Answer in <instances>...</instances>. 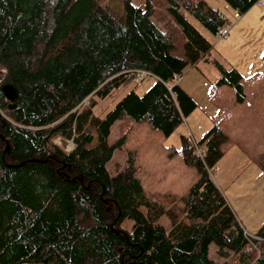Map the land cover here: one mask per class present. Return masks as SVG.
I'll use <instances>...</instances> for the list:
<instances>
[{
	"label": "trees",
	"instance_id": "16d2710c",
	"mask_svg": "<svg viewBox=\"0 0 264 264\" xmlns=\"http://www.w3.org/2000/svg\"><path fill=\"white\" fill-rule=\"evenodd\" d=\"M160 1L167 18L156 22V0H124L122 13L100 0H0V264H264V222L248 233L212 175L228 146L264 174V73L244 76L213 57L189 17L217 37L228 22L219 9ZM223 1L243 15L262 0ZM203 60L219 75L211 125L198 141L185 134L167 146L198 107L177 81ZM133 72L153 84L95 115V98ZM117 150L125 162L111 175Z\"/></svg>",
	"mask_w": 264,
	"mask_h": 264
},
{
	"label": "rangeland",
	"instance_id": "374dc122",
	"mask_svg": "<svg viewBox=\"0 0 264 264\" xmlns=\"http://www.w3.org/2000/svg\"><path fill=\"white\" fill-rule=\"evenodd\" d=\"M102 5L107 6L118 13H122V4L124 0H100ZM133 5L143 8L144 0H129ZM262 4H255L246 14L237 15L234 19H229L226 22V27L230 30L228 39L218 40L205 29H203L193 19L191 23L213 44L212 55L215 59L220 60L225 67L235 68L242 75L248 76L254 72L264 73V60L262 52L264 50V0ZM153 8V18L162 21L167 18L164 2L156 0ZM226 3L220 1L219 4H214L224 11L223 6ZM228 10L229 5L226 4ZM219 46V47H218ZM223 47L221 52L218 49ZM216 69L209 61H200L196 67L187 69L178 79V84L184 87L192 99L197 103L198 107L185 118L184 123L177 127L172 134L165 140V145L180 147V138L187 134L193 135V140L198 141L199 134H204L211 125L210 117L216 113H209L212 106L208 100L209 85L217 78ZM142 80H139V73L133 72L127 76L126 81L118 88L104 97L95 98L96 106L93 112L97 116H103L125 93L130 90L136 91L138 94H143L154 82L153 77L144 75ZM182 80V81H181ZM183 89V90H184ZM87 105L85 100L81 107ZM118 124H114L111 128L108 143H113L116 138ZM197 133V137H196ZM192 137V136H191ZM196 137V138H195ZM54 142H59L57 139ZM70 142L65 146V150H71ZM125 162V153L123 151H115L112 158L106 165L107 170L111 175L115 172L113 167L123 165ZM213 178L217 186L222 191L227 201H233L234 197L239 200V204L248 202L251 198H255L259 189L262 192L264 189V174H262L257 166L254 165L248 156H245L237 146H228L225 148L222 157L218 160L216 168L213 171ZM234 188H244L245 197L241 196L242 192L236 193ZM240 194V195H239ZM245 214L250 218L253 210L246 207ZM239 218L243 219L241 216ZM121 228L130 232L134 224L130 219L125 218L121 223ZM158 227L161 229H169L170 223L167 217L162 216L158 220ZM248 229V226H246ZM210 259L218 261L219 258L215 254V246L211 244L208 250Z\"/></svg>",
	"mask_w": 264,
	"mask_h": 264
},
{
	"label": "crops",
	"instance_id": "0c3cea01",
	"mask_svg": "<svg viewBox=\"0 0 264 264\" xmlns=\"http://www.w3.org/2000/svg\"><path fill=\"white\" fill-rule=\"evenodd\" d=\"M204 1L209 6H211L213 8H217V7H214V4H216V3L219 4V2L223 1V0H204ZM223 8H224V11H222L219 8H217V9H219L225 15V17L228 20L229 19L232 20L238 15L236 13V11H234L232 8L229 7L230 10H228L226 4H225V6H223ZM244 14H246V13H244ZM226 39H228V37ZM218 40H225V39H218ZM221 48L223 49V47H220L218 49V52L222 51ZM216 75L218 78L219 77L218 73H216ZM216 79H214V80H216ZM181 88L184 89V87L182 85H181ZM184 90H186V89H184ZM210 107L211 108L209 109V113H213L215 111L214 110L215 108L213 106H210ZM202 135H203V133H202ZM202 135L200 133L199 137H197V133H196L197 138H200ZM191 136H192V138H194L192 134H191ZM234 189H235L234 191H236V193L242 192L241 196H243V198L245 197V190H243L244 188H234ZM255 192L258 193V195H256L255 198H251L248 202H243V204H241V205L239 204V200H237L235 197H234L233 201H227L228 204L230 205V207L232 208V210L234 211V213H235L237 219L239 220L240 224L242 225V227L250 234L256 233L259 230V228L261 227L262 223L264 222V189L262 188V192L259 189H256ZM246 207H250L253 210V214L252 215L249 214V216H251L250 218H248V214H245ZM239 216H241L243 219L239 218ZM246 226H248V229L246 228ZM167 230L168 229H166V231Z\"/></svg>",
	"mask_w": 264,
	"mask_h": 264
},
{
	"label": "water",
	"instance_id": "95a60500",
	"mask_svg": "<svg viewBox=\"0 0 264 264\" xmlns=\"http://www.w3.org/2000/svg\"><path fill=\"white\" fill-rule=\"evenodd\" d=\"M2 92L5 96V98L9 101V102H14L17 98V94H16V90L10 86V85H3L2 86Z\"/></svg>",
	"mask_w": 264,
	"mask_h": 264
},
{
	"label": "built area",
	"instance_id": "2783aa9c",
	"mask_svg": "<svg viewBox=\"0 0 264 264\" xmlns=\"http://www.w3.org/2000/svg\"><path fill=\"white\" fill-rule=\"evenodd\" d=\"M229 30L227 28H221L218 33L217 37L219 39H225L228 36ZM197 153H201L200 151H197Z\"/></svg>",
	"mask_w": 264,
	"mask_h": 264
},
{
	"label": "bare ground",
	"instance_id": "6f19581e",
	"mask_svg": "<svg viewBox=\"0 0 264 264\" xmlns=\"http://www.w3.org/2000/svg\"><path fill=\"white\" fill-rule=\"evenodd\" d=\"M1 72H2V71H0V75H1ZM5 85H7V84H5ZM1 88H2V87H1ZM3 95H4V94H3ZM7 101H8V100H7ZM8 102H9V101H8ZM83 103H84V102H83ZM64 142H65V141H64ZM63 145H64V144H63ZM71 145H72V144H71ZM176 187H178V186H176ZM176 187H175V188H176Z\"/></svg>",
	"mask_w": 264,
	"mask_h": 264
}]
</instances>
